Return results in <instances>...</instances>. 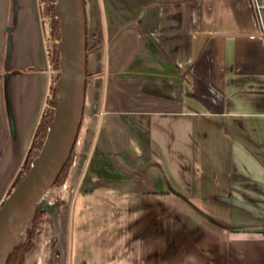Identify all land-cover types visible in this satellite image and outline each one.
Wrapping results in <instances>:
<instances>
[{"label":"crops","instance_id":"crops-1","mask_svg":"<svg viewBox=\"0 0 264 264\" xmlns=\"http://www.w3.org/2000/svg\"><path fill=\"white\" fill-rule=\"evenodd\" d=\"M62 264H264V38L253 0H85ZM41 0H0V206L52 84Z\"/></svg>","mask_w":264,"mask_h":264},{"label":"water","instance_id":"water-1","mask_svg":"<svg viewBox=\"0 0 264 264\" xmlns=\"http://www.w3.org/2000/svg\"><path fill=\"white\" fill-rule=\"evenodd\" d=\"M61 77L55 113L45 143L29 171L0 206V264L24 237L36 211L56 214L45 195L54 185L77 142L87 86V17L85 0H58Z\"/></svg>","mask_w":264,"mask_h":264},{"label":"trees","instance_id":"trees-1","mask_svg":"<svg viewBox=\"0 0 264 264\" xmlns=\"http://www.w3.org/2000/svg\"><path fill=\"white\" fill-rule=\"evenodd\" d=\"M41 1L44 4V8L46 9L47 13H49L51 17L52 32H54V34L56 35L57 37L56 40L58 43L61 40L60 17L56 11V4L58 0H41ZM87 49L88 50L90 49L88 47V42H87ZM49 55H50L51 67L52 65H54L55 69L59 71V76H57L54 80V71H53L54 69L52 67L51 90L54 89V85H55V92L52 95L51 90H50V96L48 98V105L42 114L34 140L28 152L27 160L24 165L23 171L14 182V188L18 185V183L22 180V178L26 175V173L29 171L31 167L32 162L28 164V159H30V155H32L33 153V157L31 160L33 161L40 154V151L47 137L50 122L52 121L54 117L55 107H56L58 95H59L58 80L61 77V51L59 50L57 45L54 47L53 51L50 52ZM75 147H76V144L74 146V149L70 157L68 158L66 164L64 165L60 175L58 176L56 182L54 183L52 187L57 186L58 184L62 183L65 179L68 178L69 171L71 169L72 162L74 159ZM34 149L35 151L33 152ZM10 194H11V191L8 193V195ZM47 213H48L47 211H43L39 209L36 211L33 220L30 223H28L24 228L23 240L18 245H16L14 249L11 251L7 264H25L29 251H31L35 247L36 239L42 233V230H43L42 224L44 222L43 218ZM24 239L26 240L24 241Z\"/></svg>","mask_w":264,"mask_h":264},{"label":"rangeland","instance_id":"rangeland-1","mask_svg":"<svg viewBox=\"0 0 264 264\" xmlns=\"http://www.w3.org/2000/svg\"><path fill=\"white\" fill-rule=\"evenodd\" d=\"M261 4L264 3V0H259ZM44 6V4H43ZM44 12L45 15L47 17V19L49 20V24H50V52L53 51L54 47L57 45V40H56V35L54 34V32H52V21H51V17L49 15V13H47L46 9L44 8ZM88 38V47L92 48L94 47L97 43L96 40H93L92 37L89 38V36H87ZM53 67V71H54V80L57 76H59V71L57 69H55V66L52 65ZM55 92V85H54V89L51 90V93L53 95V93ZM41 135V133H40ZM35 151V149L33 150V152ZM33 157V153L32 155H30V159H28V164L31 161ZM73 164V162H72ZM72 167V166H71ZM70 174V171H69ZM69 176L67 179H65L62 183L58 184L55 187H52L45 195V198L47 200L48 203H56V204H60L63 202H71L72 197L68 196L66 194V189H67V182H68ZM14 190V185L11 188V192ZM9 191V192H10ZM9 196V195H8ZM7 196V197H8ZM6 197V198H7ZM6 198L4 199V201L6 200ZM44 222L42 224V233L37 237L36 239V244L35 247L29 251L25 264H62L61 261V257H62V245L59 242V232L60 229L59 228H53V226L50 225V222L52 220V217L50 215V213L48 212L44 218H43ZM26 239H24L25 241Z\"/></svg>","mask_w":264,"mask_h":264},{"label":"built area","instance_id":"built-area-1","mask_svg":"<svg viewBox=\"0 0 264 264\" xmlns=\"http://www.w3.org/2000/svg\"><path fill=\"white\" fill-rule=\"evenodd\" d=\"M253 3L260 26V34L264 38V3L261 4L259 0H253Z\"/></svg>","mask_w":264,"mask_h":264}]
</instances>
